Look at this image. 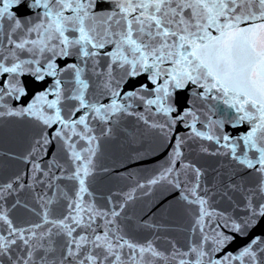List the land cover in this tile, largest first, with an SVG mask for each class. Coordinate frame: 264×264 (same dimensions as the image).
I'll return each instance as SVG.
<instances>
[{"label":"snow or ice","instance_id":"1","mask_svg":"<svg viewBox=\"0 0 264 264\" xmlns=\"http://www.w3.org/2000/svg\"><path fill=\"white\" fill-rule=\"evenodd\" d=\"M5 117L39 132L26 171L0 182V264H264V0H0ZM124 117L158 132L168 162L100 206L101 142ZM198 141L228 164L211 187L186 158ZM158 184L194 216L187 250L135 235L164 227L127 212L137 188ZM20 207L37 219L18 224Z\"/></svg>","mask_w":264,"mask_h":264},{"label":"water","instance_id":"2","mask_svg":"<svg viewBox=\"0 0 264 264\" xmlns=\"http://www.w3.org/2000/svg\"><path fill=\"white\" fill-rule=\"evenodd\" d=\"M216 104L217 101H207L205 107L201 109L202 114ZM196 105L198 108L201 107V102L196 101ZM219 107L223 108L225 113L231 111L222 103ZM134 110L142 111L143 106H138ZM220 118L219 111L212 116L214 120ZM197 126L201 127L200 124ZM246 127L247 125H244L237 131L242 132ZM228 130L231 131L230 126ZM38 132L39 129L27 118H0V182L26 171L27 165L23 157ZM183 132L184 130L181 129V134ZM199 143V141L190 142V146L185 148L186 158L206 171V181L211 187L216 172L227 170L228 164L222 157L200 153ZM203 143L209 144L207 141ZM209 146L210 150L215 149L214 145ZM169 151L157 131L147 128L143 122L137 121L134 117L122 118L113 125L112 137L105 138L101 142V154L97 158L100 171L92 188L97 204L105 206L109 196L122 199L123 195L130 192L137 184L146 183L147 180L158 175L167 165ZM248 180L254 183L255 177H248ZM146 191L147 189H136V199L127 207L128 215L138 218L141 223L147 221L149 224L155 223L164 227L158 231L145 229L137 232L135 233L137 239L142 242L145 238L155 240L160 250L165 252L171 250L169 242L175 243L182 250H187L190 244L199 240V232H192L194 216L188 211L189 206L180 200L178 192L172 191L167 184L154 186L148 195L144 194ZM19 199L29 206L33 204L32 194L28 191L20 192ZM217 206L226 207L224 204ZM63 211V207H58L57 214ZM12 216L20 225L37 219L23 207L13 210Z\"/></svg>","mask_w":264,"mask_h":264}]
</instances>
